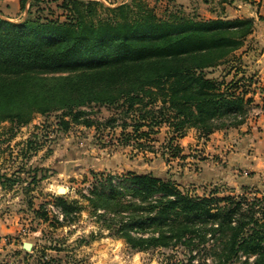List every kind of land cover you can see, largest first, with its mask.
Wrapping results in <instances>:
<instances>
[{
  "label": "trees",
  "instance_id": "trees-1",
  "mask_svg": "<svg viewBox=\"0 0 264 264\" xmlns=\"http://www.w3.org/2000/svg\"><path fill=\"white\" fill-rule=\"evenodd\" d=\"M57 1L20 0L18 21L0 14V123L21 127L35 114L61 112L63 131L71 124L96 128L82 108L118 103L128 113L149 107L154 125L171 119L170 126L182 134L195 128L209 135L244 123L253 77L244 78L240 70L241 78L229 82L208 75L243 47L255 26L252 18L204 19L182 7L164 8L158 16L155 6L141 2L133 8L125 1L108 7L62 0L56 5L61 20L44 6ZM231 1L203 0L220 8ZM146 118L141 114L139 120ZM106 123L113 127L114 120ZM20 182L0 175L3 190ZM100 183L87 198L97 222L136 251L178 244L197 248L210 236L222 241L217 264H233L240 254L247 257L239 264H264V209L256 210L258 198H219L215 191L191 197L175 180L153 174L127 173L116 185L112 177ZM55 200L63 213L59 224L81 209L63 196ZM41 218L48 221L46 214Z\"/></svg>",
  "mask_w": 264,
  "mask_h": 264
},
{
  "label": "rangeland",
  "instance_id": "rangeland-1",
  "mask_svg": "<svg viewBox=\"0 0 264 264\" xmlns=\"http://www.w3.org/2000/svg\"><path fill=\"white\" fill-rule=\"evenodd\" d=\"M61 1L44 6H50L53 11L51 17L64 20L62 10L56 8ZM91 1H101L108 7L125 1L133 8L141 2L143 6H155L154 11L159 16L167 8L165 4L168 0H162L157 5L155 0ZM196 2L186 7V12L199 9L198 13L205 19V7L202 10L200 2ZM177 5L172 4L169 10L178 9ZM2 8L6 14L0 10L2 17L11 21L20 20L21 12ZM247 47L246 39L227 65L208 77L229 82L232 77L241 78L240 70L245 71L244 78L249 79L251 75H246ZM228 71L231 75L225 76ZM247 98L250 99L251 95ZM121 105L82 108L87 118L97 123L96 128L71 124L67 131H63L59 126L61 112L35 114L29 124L21 127L8 122L0 123V175L7 173L21 178V182L9 190L11 202L6 203L3 199L7 197H1L0 211L6 216L17 217L22 226L19 233L24 229L27 231V235L21 238L37 245L33 253L28 252L31 264H217L216 254L222 249V241L213 240L210 236L206 243L192 249L180 244L148 251L130 248L123 239L111 236V231L97 222L87 200L90 191L94 185L99 186L101 181L104 183L107 177H112V184L116 185L127 173L153 174L175 180L182 185L179 189L191 197L211 196L215 191L214 196L219 198L231 196L239 199L242 196L248 202L258 198L261 203L256 210L260 211V208L264 209V177H260L262 182L238 185L237 177L247 172L222 170L228 160L214 152L216 149L213 146L220 141L213 135L216 131L206 135L198 129L187 128L183 134L177 133L170 126L171 119L154 125L151 115L146 114L149 107L143 111L134 107L128 113L127 106ZM246 110L245 121L253 111ZM141 114L147 118L140 121ZM109 120H114L113 127L107 125ZM138 124L141 126L134 131ZM231 128L236 127L217 132ZM219 165L221 171L213 173L212 170ZM20 168L23 170L18 171ZM203 170L212 173L202 176ZM60 189L64 190V194ZM57 196H63L81 208L66 223L59 224L60 221L57 222L53 214L48 213L50 206L56 204ZM247 205L244 203L245 209ZM43 214L47 215L48 221H43ZM240 261L243 260L236 259L233 264Z\"/></svg>",
  "mask_w": 264,
  "mask_h": 264
},
{
  "label": "crops",
  "instance_id": "crops-1",
  "mask_svg": "<svg viewBox=\"0 0 264 264\" xmlns=\"http://www.w3.org/2000/svg\"><path fill=\"white\" fill-rule=\"evenodd\" d=\"M194 1L197 3V0H168L165 5L170 8L172 4H178V8L182 7L187 11L186 7L193 4ZM198 1L202 5V10L203 6L205 7V19L221 15L227 19L252 18L255 21L253 32L247 38L248 47L245 53L248 61L246 75H251L254 79L252 91L248 94V97L251 95V102L247 107L253 111L240 126L221 132L216 131V134L213 135L220 141L216 142L213 147L216 149L214 152L217 155L228 160V164L224 165L222 170L247 172L245 175L240 174L237 177L238 185L262 182L260 177H264V0H232L231 3L222 4L221 8L215 2L209 4L204 3L203 0ZM160 3L162 0L154 1L156 5ZM2 7L20 12V0H0L1 11H3ZM198 10L194 9L193 11L198 12ZM3 13L6 15L4 11ZM220 166L215 167L212 170L213 173L217 174L218 171H221ZM202 173L203 176L212 172L203 170ZM10 192L3 190L0 185V204L1 197L4 198V196L7 197L3 199L6 203L12 201ZM16 219L17 217L6 216L0 211V264H31L30 253L37 249L34 242H29L31 250L25 251L23 246L28 241L23 238L14 244L4 241V237L15 236L17 232L19 233L22 226Z\"/></svg>",
  "mask_w": 264,
  "mask_h": 264
},
{
  "label": "built area",
  "instance_id": "built-area-1",
  "mask_svg": "<svg viewBox=\"0 0 264 264\" xmlns=\"http://www.w3.org/2000/svg\"><path fill=\"white\" fill-rule=\"evenodd\" d=\"M49 214H53V217L57 220V221H60L62 222L63 220V213H62V210L61 208L55 206V205H51L50 206V210L48 212ZM27 235V231L24 229L22 230L18 236H6L4 237V241L6 243H9V244H14L16 243V241L18 240V238H21V236H26ZM247 256L245 255H241L239 256V259L240 260H245ZM248 260L249 261H252L253 260V257H248ZM194 263H197L196 261H193Z\"/></svg>",
  "mask_w": 264,
  "mask_h": 264
},
{
  "label": "water",
  "instance_id": "water-1",
  "mask_svg": "<svg viewBox=\"0 0 264 264\" xmlns=\"http://www.w3.org/2000/svg\"><path fill=\"white\" fill-rule=\"evenodd\" d=\"M62 194H64V192L61 191V189L59 190ZM23 249L25 251H30L31 250V244L29 242L25 243L23 246Z\"/></svg>",
  "mask_w": 264,
  "mask_h": 264
},
{
  "label": "bare ground",
  "instance_id": "bare-ground-1",
  "mask_svg": "<svg viewBox=\"0 0 264 264\" xmlns=\"http://www.w3.org/2000/svg\"><path fill=\"white\" fill-rule=\"evenodd\" d=\"M61 191L63 192L64 190H63V189H61Z\"/></svg>",
  "mask_w": 264,
  "mask_h": 264
}]
</instances>
